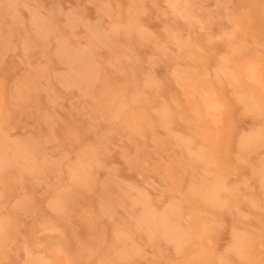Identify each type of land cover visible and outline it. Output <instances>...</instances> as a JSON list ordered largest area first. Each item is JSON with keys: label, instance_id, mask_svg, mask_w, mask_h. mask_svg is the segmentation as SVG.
Wrapping results in <instances>:
<instances>
[{"label": "rangeland", "instance_id": "1", "mask_svg": "<svg viewBox=\"0 0 264 264\" xmlns=\"http://www.w3.org/2000/svg\"><path fill=\"white\" fill-rule=\"evenodd\" d=\"M172 1L0 0V264H264V86L240 75H264V0ZM172 206L181 248L137 223Z\"/></svg>", "mask_w": 264, "mask_h": 264}, {"label": "bare ground", "instance_id": "2", "mask_svg": "<svg viewBox=\"0 0 264 264\" xmlns=\"http://www.w3.org/2000/svg\"><path fill=\"white\" fill-rule=\"evenodd\" d=\"M172 2L171 3L169 2V3L175 4L178 1L173 0ZM177 6H178V4H177ZM185 8L186 7H184L182 10L181 7H179V9H176V10H177V12L183 11V12H185L184 13L185 16H189V15H187V13L189 14L190 12H188L187 9L185 10ZM177 12H175V13H177ZM33 21H34V19H33ZM131 21L132 22H130V23L128 22L127 26H126V30L128 33L134 29H136V31H137L136 27L138 25H136L135 22H133V20H131ZM134 21H137L136 18ZM39 22L37 21L35 23L40 25ZM116 29H118V28L116 27ZM116 32H117V30H116ZM98 37H99V39L97 38L98 40L103 39V37H100V36H98ZM88 51H90V50H88ZM59 53H60V56L62 58H67L68 62H70V64L71 63L75 64L77 67V69H76L77 71L75 70L76 74L74 73L75 75L74 76L72 75L73 78L69 76L71 78V80L72 79L75 80V81L73 80V82L77 81V82H80V84H81V82L83 84L85 81H87L90 78L94 79V76L90 75V74H92V75L95 74V72H93L95 65H94V62H92L91 51L87 52V51L82 50V51H77V52L72 53L71 51H69V49L67 47L61 45L59 48ZM260 64L261 63L255 61V60L254 61L252 60L248 63H245L244 65L241 66L240 75L249 85H251L255 88L261 89L262 85L264 86V84H263V82H264L263 76L264 75L262 74V69H261ZM69 77H68V79H69ZM68 79L65 78L64 81H66V80L68 81ZM190 95L192 96V98L194 97V99H196L195 101L197 103L198 109L200 110V112H201L200 114L203 116L204 120L216 127V125H218L221 122V117L223 114L222 113L223 112V109H222L223 104L221 103L220 99L217 98L215 92L212 90L206 91L204 89H202L201 92H198L195 88H191V94ZM250 140L252 141L253 139H249V141H247V142L250 143ZM247 142H245L244 144H248ZM19 145H17V147L15 146V148H14V150H15L14 156L16 158L17 157H21L23 159L27 158L26 154H27V152L29 153V151L25 147L27 145H24V146L22 144H21V146H19ZM1 148H2V146H0V167L2 164V159L4 158V151H3V148L2 149ZM23 149L25 152L23 151ZM208 187H210V186H208ZM213 189L214 190L209 188L208 191L200 192V194L202 195V199L205 202H208V203H217L218 202L219 196H218V189H216V185H215V187L213 186ZM176 209H178L176 206H172V207L165 209L162 213H160L158 215L155 213H152V211L150 212L149 210L148 211L146 210L145 212L142 213V215L140 217H138L137 223L139 225H145V227L147 228V230L149 231V233L152 236H153V234L156 235L155 233L160 234V235L164 236L165 238H167L171 241H174L173 244L175 243L176 248H181L182 243L185 241V237H187V236H185V233L182 232L181 230H179L176 225H174V223H175L174 217L176 219V216H178V214H177L178 210L176 212ZM6 223L5 222L0 223V242L3 241L6 233L9 232V228H8ZM120 233H122V232H120ZM116 235H117V233H116ZM117 236L121 238V236H123V235L118 234ZM232 239H233L232 240V246L230 244L231 248L239 251L240 255L244 254V248L245 247L247 248V246H248L247 239L245 237H243V236L241 237L237 234ZM261 247H262V245H261ZM263 248L264 247H262V249ZM58 253L60 254V251H58ZM66 261H67V259H66ZM65 263H68V261Z\"/></svg>", "mask_w": 264, "mask_h": 264}]
</instances>
